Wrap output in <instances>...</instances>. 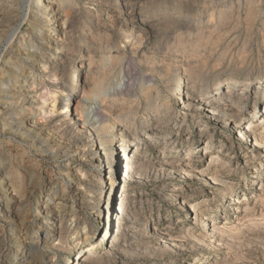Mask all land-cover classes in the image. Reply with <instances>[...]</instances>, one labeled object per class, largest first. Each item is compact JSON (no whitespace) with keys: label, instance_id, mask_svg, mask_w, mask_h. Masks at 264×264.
<instances>
[{"label":"rangeland","instance_id":"374dc122","mask_svg":"<svg viewBox=\"0 0 264 264\" xmlns=\"http://www.w3.org/2000/svg\"><path fill=\"white\" fill-rule=\"evenodd\" d=\"M31 1H0V173L14 189L0 195V264H264L261 1L51 0L57 45L52 26L25 16L49 15ZM64 69L84 96L64 95ZM179 77L237 115L214 123L182 110L170 96ZM41 88L62 101L51 118L37 105ZM92 103L96 123L85 116ZM119 113L132 119L113 137L106 128ZM248 123L259 147L244 139ZM212 155L223 165L216 182Z\"/></svg>","mask_w":264,"mask_h":264},{"label":"bare ground","instance_id":"6f19581e","mask_svg":"<svg viewBox=\"0 0 264 264\" xmlns=\"http://www.w3.org/2000/svg\"><path fill=\"white\" fill-rule=\"evenodd\" d=\"M1 1V0H0ZM28 1V0H27ZM31 1V0H30ZM51 0H36L35 1V4H37L38 8H40L41 10L40 11H44V10H47L48 11V16L47 17H44L42 19L41 18V15L39 16H36L37 18L34 20V15H30V13H33L31 12L32 10H27V14L25 15L28 19L32 18V21H34L35 23H39L40 25V22L41 23H45V24H48L51 27V30L48 31V35H47V38L49 39V41H51V43H53L54 45H57L58 43H60L61 39H60V34H61V26L62 24H60V20H61V17H60V11H59V8L57 7H54L53 4H50L51 2H49ZM261 2L258 3L260 4L261 7H264V0H260ZM10 2V1H9ZM3 3V2H1ZM30 3V2H29ZM31 4L33 5L32 9L36 7V5L34 4V2L31 1ZM16 5V4H15ZM14 5V6H15ZM37 11V10H36ZM25 17V18H26ZM4 19V18H3ZM2 19V20H3ZM23 20H24V17H23ZM26 21V20H24ZM6 22V20H5ZM19 27V26H18ZM37 28V26H36ZM11 33V32H10ZM47 34V33H46ZM13 40H9V43L13 44L14 42L16 43L17 41L20 40L21 36L16 32H13ZM11 38V37H10ZM46 38V39H47ZM13 42V43H12ZM17 44V43H16ZM30 50V49H29ZM27 53H28V50H27ZM90 60V63H91V58H89ZM58 63V62H56ZM61 63V61H60ZM89 63V64H90ZM54 65V64H53ZM57 66V65H56ZM56 66H53V67H56ZM60 67V66H58ZM62 67V66H61ZM67 67V66H66ZM81 67V66H80ZM79 67V68H80ZM63 68V67H62ZM77 68L76 70L78 71ZM47 69V68H46ZM47 71V70H46ZM194 70H190L189 69V72L187 73L188 76H190L191 78V74H195L193 72ZM58 72V71H57ZM186 72V71H185ZM60 74V72H58ZM63 73V72H62ZM65 73V74H64ZM64 75H65V83H66V87L63 89V91H68L66 93H64V95H73V96H77V95H85L84 91L85 89L83 90V88L81 87L79 89V85L76 86L74 88V77L71 78L70 76H68L66 70L64 69ZM57 75L58 74H54V77L55 79L57 78ZM187 76V77H188ZM195 76L196 80H199L200 79V74H196L193 75ZM1 78V77H0ZM58 79V78H57ZM193 79V78H192ZM9 82V81H8ZM26 82V81H25ZM177 83L179 84L177 86V90L176 92H172L170 93V96L172 97V99L179 104V106L181 107L182 110L184 111H187V112H190L191 114H195V113H199L200 115H205L207 116L209 119H211L212 122H219L221 121V115H232V116H236L237 115V112H238V109L235 105H230V106H224L222 104H220L219 102L218 103H215L213 98H212V94L211 95H207L209 94L210 92L207 90V91H204L202 92V94H200L199 97H196L195 95H193L192 93L195 92L197 86H196V83L192 82L191 80L189 81L187 79L186 83L182 80L181 77H179ZM224 83L220 82V83H216L214 85V87H217L222 85ZM264 82L261 84V87H258L257 90H255V97L257 98V100L259 99L260 97V94L262 93V89L264 88ZM227 85L229 86H235L236 83L235 82H229L227 83ZM258 86V85H257ZM73 87V88H71ZM71 88V89H70ZM77 88V89H76ZM256 88V87H255ZM21 89H25V87H21ZM76 89V90H75ZM234 88L230 89V90H233ZM19 90V89H18ZM75 90V91H74ZM216 90V89H215ZM21 92V91H20ZM25 92V91H24ZM233 92V91H232ZM264 92V91H263ZM37 95H38V98L39 100L41 101V104H37L40 106V109H41V113L43 114H47L48 115V118H51L53 115H55L57 112H58V106H60V103H62V101H60V97L58 95V93H56L55 90H49V91H45L43 90V88L39 89L37 92ZM191 93V94H190ZM224 93H228L227 90H223L221 92H219L218 94H213L215 96L219 95V96H222ZM24 94V93H23ZM195 94V93H194ZM229 94V93H228ZM37 95L35 96V99L37 97ZM193 95V96H191ZM37 98V99H38ZM26 101V100H25ZM38 103V102H37ZM104 103V102H103ZM68 105H69V101H66L65 103H63V106H65V110H63L61 112V114L58 115V117H61L62 119L66 118L68 116ZM117 107V105H115L114 103L109 105L108 109L107 108H104L105 110H108L107 112H109L110 110L113 109V107ZM100 107L98 104H94L92 103L91 105L88 106V108L86 109V113H85V116L86 117H90L91 120L95 121L96 122H99L100 121ZM120 108V107H118ZM79 109V108H78ZM103 109H101L103 111ZM116 109V108H115ZM121 109V108H120ZM77 110V109H75ZM114 110V109H113ZM81 110H79V113L78 114H81L80 112ZM121 111V110H120ZM118 111V112H120ZM77 112V111H76ZM83 112V111H82ZM103 112H106V111H103ZM115 112V111H114ZM118 112H115L118 113ZM70 114H72V112H69ZM113 113V112H111ZM109 113V114H111ZM121 113V112H120ZM119 113V114H120ZM123 113V112H122ZM77 114V115H78ZM117 114L116 116H112L111 118V126L106 128V130H109L110 134L115 137V133L116 132H119V135L121 136H124V134H126L127 132V128H126V124L125 122H128L129 120H131L132 118H124L123 115H119ZM110 116V115H109ZM47 117V116H46ZM111 117V116H110ZM64 121V120H63ZM66 121V120H65ZM22 122V121H21ZM69 122V121H68ZM227 123H229V121H227ZM234 128H236V124H234V122L232 123ZM102 125V124H101ZM23 127V125L21 126ZM101 127V126H100ZM119 128V129H118ZM24 129V128H23ZM254 129V125L253 123H248L246 125V137L244 139H250V142H252V145H255L257 147H259L262 142H263V139L262 137H259L258 136H255V132L253 131ZM104 131V130H103ZM114 133V134H113ZM152 133V132H151ZM150 133V134H151ZM255 134V135H254ZM24 135V134H23ZM28 135V134H27ZM145 135V134H144ZM155 134L153 133L152 136H154ZM117 139V138H116ZM118 143V142H117ZM120 145V150H124L126 148H128V142L126 141H123L122 143L119 144ZM69 146V145H68ZM84 156V155H83ZM113 156V155H112ZM3 157V156H2ZM134 157V155L131 156V158ZM1 158V157H0ZM130 158V157H129ZM125 159V158H124ZM123 159V160H124ZM128 159H126L127 161ZM220 160L219 158L217 157V155H212L209 159V168H210V171H211V178H212V181L213 182H216V175L219 173V169L223 166V165H220L219 164ZM222 162V161H221ZM3 166V165H2ZM66 171L67 172H72L71 169H69V166L66 167ZM128 170V168H127ZM2 171V170H1ZM4 172V171H3ZM114 173V172H113ZM1 175L2 173H0V195L2 197H7L9 199L12 198L11 194H14V189L11 188L12 185H9L7 183L4 184V181L2 178H1ZM3 175H6V174H3ZM110 182V181H109ZM37 183V182H36ZM114 182L113 180L111 181V184L109 185L110 187V190L111 188L113 189L114 187ZM38 186V184H35V186H33L31 188V190L29 192H32L36 189V187ZM108 186V184H107ZM16 192V191H15ZM28 192V191H27ZM112 192V191H110ZM78 193V192H77ZM27 194V193H26ZM29 195V194H28ZM27 196V195H26ZM173 197V196H172ZM171 197V198H172ZM47 201H48V198L46 199L45 201V204H44V207H42L41 209V212L44 211L45 213V216H44V219H46V221L49 220V217L52 215V211H50L48 208H47ZM121 201V200H120ZM51 209V208H50ZM114 215V214H113ZM112 216V215H111ZM112 222V220L110 221ZM205 222V220H203V223ZM113 223V222H112ZM48 224V223H47ZM50 225V224H48ZM15 226V225H14ZM21 229H23V227H25V223L24 222H21L19 225H18ZM213 227V231H215V227ZM88 231L84 232L81 236V241H85L89 238L88 236ZM19 236V235H18ZM17 237V236H16ZM90 249L89 253L85 254V260H88V259H92L94 257L93 255V248L90 247L88 248Z\"/></svg>","mask_w":264,"mask_h":264}]
</instances>
